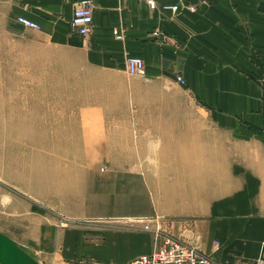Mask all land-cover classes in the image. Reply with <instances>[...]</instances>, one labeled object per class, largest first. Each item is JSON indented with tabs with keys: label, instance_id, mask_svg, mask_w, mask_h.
Instances as JSON below:
<instances>
[{
	"label": "crops",
	"instance_id": "crops-1",
	"mask_svg": "<svg viewBox=\"0 0 264 264\" xmlns=\"http://www.w3.org/2000/svg\"><path fill=\"white\" fill-rule=\"evenodd\" d=\"M78 1L0 0V35L12 27L35 30L46 45L80 53L96 76L132 79L139 87H155L154 92L167 93L180 75L178 87L205 116L163 115L136 122L150 127L138 138L146 142L138 145L139 154L158 157L162 164L149 172L175 175L157 178L160 186L146 177L150 187L161 188L152 194L163 215H120L112 225L94 219L61 233L34 215L17 239L4 213L0 264H125L150 250L154 227L217 264L264 260V0H181L194 10L182 7L171 15L159 7L166 0H157L154 8L142 0H89L91 24L84 36L68 25ZM17 16L34 21L38 29L18 24ZM128 56L142 59L141 75L126 74ZM150 90L130 93L137 101ZM19 91L25 94L19 108L31 109L35 118L42 109V86ZM120 119L117 125L127 123ZM156 141L161 143L157 150ZM167 157L173 158L168 166L163 164ZM158 217L164 218L159 222ZM58 252L83 258L58 261Z\"/></svg>",
	"mask_w": 264,
	"mask_h": 264
},
{
	"label": "rangeland",
	"instance_id": "rangeland-1",
	"mask_svg": "<svg viewBox=\"0 0 264 264\" xmlns=\"http://www.w3.org/2000/svg\"><path fill=\"white\" fill-rule=\"evenodd\" d=\"M93 67L78 52L46 45L35 30L12 27L0 35V222L5 213L17 239L34 215L53 233H61L82 229L94 219L112 225L120 215L164 213L152 194L161 188L150 187L146 177L160 186L157 178L170 180L174 174L149 172L162 164L158 157L139 154L138 145L146 142L138 138L150 127L136 122L205 115L182 93V82L171 83L167 93L154 92L155 87H139L132 79L126 83L96 76ZM34 85L43 90L35 118L31 109L19 108L25 95L20 88ZM139 88L151 90L136 101L130 91ZM122 117L127 123L117 125ZM160 144L154 142L153 148ZM171 159L164 158L163 164L168 166ZM58 253V261L83 258Z\"/></svg>",
	"mask_w": 264,
	"mask_h": 264
},
{
	"label": "built area",
	"instance_id": "built-area-1",
	"mask_svg": "<svg viewBox=\"0 0 264 264\" xmlns=\"http://www.w3.org/2000/svg\"><path fill=\"white\" fill-rule=\"evenodd\" d=\"M148 8H154L157 0H142ZM161 10L168 11L169 14L179 12L182 7L190 11L194 10L193 4L182 6L181 0H166L160 4ZM91 4L89 0H79L72 11L69 20V29L79 36H84L89 32L91 24ZM15 21L29 29H37L38 25L23 16H17ZM156 31L151 34L156 36ZM115 38H120L118 33L114 32ZM144 64L141 58L128 56L125 58L124 70L128 75H141ZM176 82H182L180 75L174 77ZM143 229H149L147 223H143ZM151 241L150 250L147 253L140 254L125 264H217L210 255L198 251L194 246L181 242L166 232L154 227L150 229ZM255 264H264L263 259H257Z\"/></svg>",
	"mask_w": 264,
	"mask_h": 264
}]
</instances>
